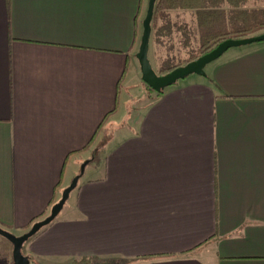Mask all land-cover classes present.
<instances>
[{"label": "crops", "instance_id": "0c3cea01", "mask_svg": "<svg viewBox=\"0 0 264 264\" xmlns=\"http://www.w3.org/2000/svg\"><path fill=\"white\" fill-rule=\"evenodd\" d=\"M148 1L0 0V229L19 237L47 217L89 161L24 244L29 262L264 264V41L156 97L135 59ZM165 6L155 72L161 49L264 34V0Z\"/></svg>", "mask_w": 264, "mask_h": 264}, {"label": "water", "instance_id": "95a60500", "mask_svg": "<svg viewBox=\"0 0 264 264\" xmlns=\"http://www.w3.org/2000/svg\"><path fill=\"white\" fill-rule=\"evenodd\" d=\"M155 3L156 0L148 1L146 14L142 21V34L140 38V44L135 55V59L139 66L142 82L146 87H148L156 94L162 93L164 89L174 86L178 81L184 80L191 75L205 76L204 68L212 62L216 61L229 49L248 46L264 41V34L251 38L227 39L219 43L211 51L200 56L196 60L184 66L175 68L165 75H157V73L152 69V66L148 60L151 22L153 19ZM88 164L89 161H85L80 166L78 175L75 176L71 184L63 190L60 200L51 207L49 215L43 220L32 224L26 233L19 237H15L10 233L0 229V236L6 239L12 245L13 264H30L28 258L23 256L21 253L23 245L35 235H37L43 228L49 226L57 218L66 202L68 201L70 194L77 188L78 181L84 174L85 167Z\"/></svg>", "mask_w": 264, "mask_h": 264}, {"label": "trees", "instance_id": "16d2710c", "mask_svg": "<svg viewBox=\"0 0 264 264\" xmlns=\"http://www.w3.org/2000/svg\"><path fill=\"white\" fill-rule=\"evenodd\" d=\"M167 1H169V0H157V2L155 4L154 13H156V11L158 9L163 10L164 7H166L165 3ZM189 6H190V8L192 10V8L197 7V4L189 5ZM248 34L249 33H247V32H241V33H233V34H230V35H224V36H221V37H216V38L212 39L211 41H209L206 45L199 46V47H196V48H188L187 49V55L185 56V58H182V59H178V58L172 57V56L167 54L165 59L163 61H161V63L159 64V68L157 69L156 73H157V75H160V76L161 75H165V74L171 72L173 69L181 67V66H184V65L196 60L200 56L208 53L215 46H217L219 43H221L224 40H227V39H243V38H247ZM146 88H147L148 92L154 93L148 87H146ZM160 94H157L156 97H158ZM106 118L107 117H105V119L101 123L99 129H97L93 139L90 141V143L87 145L86 148H89L90 146H92V144L94 143L95 138L97 136V133L100 131V129L102 127V124L105 123ZM72 264H106V262L96 261V260L89 259V258H82V259H80L78 261L73 262Z\"/></svg>", "mask_w": 264, "mask_h": 264}, {"label": "rangeland", "instance_id": "374dc122", "mask_svg": "<svg viewBox=\"0 0 264 264\" xmlns=\"http://www.w3.org/2000/svg\"><path fill=\"white\" fill-rule=\"evenodd\" d=\"M176 50L177 49L174 50V49H169V48L168 49H161V54H162L161 55V58H162L161 61H163L165 59V57H166L165 55H167V54L170 55V56H172V57L178 58V59L185 58V56L187 55V50L186 49H181L178 52V54L175 53ZM149 102H150V99H148V98H142L136 104L138 105V109H141L142 106H144V105L146 106ZM136 104H135V106L133 108L137 107ZM93 147L94 148L95 147H99V144L98 145L95 144ZM69 178L70 177H68V180H69ZM83 179H84V177L81 178L80 180H83ZM72 180L73 179H71V181H68L69 182L68 183L69 185L71 184ZM72 200H73V197H70V199H69L68 203H66V205H69L72 202ZM66 205H65V207L67 208ZM12 249H13L12 248V245L6 239H4L3 237L0 236V256H2L3 257V260H4V263H2V264H13L12 263ZM21 253H22L23 256L27 257L25 255L24 245L22 247ZM116 263H117V261L106 262V264H116ZM30 264H34V263L30 262Z\"/></svg>", "mask_w": 264, "mask_h": 264}]
</instances>
